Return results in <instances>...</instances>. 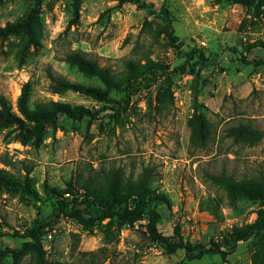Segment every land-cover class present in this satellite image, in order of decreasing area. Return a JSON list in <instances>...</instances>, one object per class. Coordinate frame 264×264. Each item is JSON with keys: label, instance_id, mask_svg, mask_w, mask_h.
I'll return each instance as SVG.
<instances>
[{"label": "rangeland", "instance_id": "rangeland-1", "mask_svg": "<svg viewBox=\"0 0 264 264\" xmlns=\"http://www.w3.org/2000/svg\"><path fill=\"white\" fill-rule=\"evenodd\" d=\"M137 1L0 0V29L14 30L0 36V170L12 182L0 183V250L19 253L1 256L0 264H253L264 243L256 236L238 242L226 262L213 252L216 245L226 250L236 228L254 223L264 202L232 195L210 179L226 172L264 190V140L248 147L228 137L240 123L264 131V6ZM75 51L121 80L129 60L169 73L151 72L132 94L128 83L111 89L105 102L56 92L58 81L106 90L69 61ZM52 100L99 111L101 119L62 117L35 137L10 120H25L26 105ZM197 114L211 125L206 149L191 143L189 122ZM145 168L158 231L208 253L195 251L191 259L185 250L168 252L151 240L148 214L122 228L116 220L86 227L54 217L57 194H79L78 208L88 216L95 209L80 184L93 178L105 191L110 171L136 180ZM42 225V247L24 249L31 242L26 232Z\"/></svg>", "mask_w": 264, "mask_h": 264}, {"label": "trees", "instance_id": "trees-1", "mask_svg": "<svg viewBox=\"0 0 264 264\" xmlns=\"http://www.w3.org/2000/svg\"><path fill=\"white\" fill-rule=\"evenodd\" d=\"M120 2L137 1V0H117ZM236 4H241L246 7L261 9L264 6V0H232ZM143 7L147 4L136 2ZM150 9L155 8L154 4H148ZM13 27L0 29V36L7 32L13 33ZM177 41V37L173 38ZM204 58V55L202 54ZM69 61L78 65L86 74L98 78L106 87V90L95 89L83 85L73 84L66 81L56 82V92H74L93 98L98 102H105L108 99L109 91L114 88H119L125 83H128L127 90L130 94L139 90L135 82L143 79L144 76L150 74L152 69L150 66L141 67L137 62L129 60L125 62L126 76L120 79L110 68L102 67L99 63L89 58L82 52H72L68 56ZM155 65V64H154ZM184 67L182 71H186ZM153 74L161 73L168 75V71L160 68L152 72ZM155 78L153 80L155 81ZM125 108H118L120 112ZM22 114L25 120L15 118L10 115V120L18 125L20 131L27 136H40L45 127L49 124L57 123L62 117L73 121H98L101 119L99 111H93L83 105H73L61 101H47L34 104L33 108L27 105L22 108ZM189 126L191 129V143L194 147L206 149L211 140V125L204 114H197L190 120ZM228 137L233 139L236 145H247L253 147L264 140V131L252 127L250 124L240 123L237 126L228 128ZM152 172L148 168L136 180H124L121 171L112 170L103 178L107 189L102 190V186L96 184L93 178H88L83 184H80L79 191H84L83 197H86L89 205L94 207V214L84 215L78 208L79 194L71 192V198H65L63 194H57L58 207L55 209L54 217L67 216L76 219L81 225L92 227L97 222L105 220L117 221L119 228L127 225H134L142 221L144 217L149 215L148 230L151 240L161 245L170 253L179 250H185L186 255L192 259L194 252L198 251L201 255L208 253L205 246L193 247L189 244L172 242V239L164 237L157 228V223L160 221V215L156 209H151V201L149 199V185ZM214 184L219 185L225 191L232 195H247L252 200H261L264 202V190L257 187L253 180L238 181L232 175L224 172L219 176H210ZM0 183L12 185V182L6 172L0 170ZM70 192H67L69 194ZM46 225L32 229L24 235L31 242L25 244L24 249L42 247V235ZM253 236L258 237L264 242V210H260L256 221L241 228H236L225 242L226 250H223L221 245H216L213 252L220 254L226 262L230 252L233 251L234 245L241 241H248ZM258 248L254 254L253 264H264V243ZM6 254H13L16 257L19 253L12 250H0V257ZM107 257V256H106ZM105 257V258H106Z\"/></svg>", "mask_w": 264, "mask_h": 264}]
</instances>
